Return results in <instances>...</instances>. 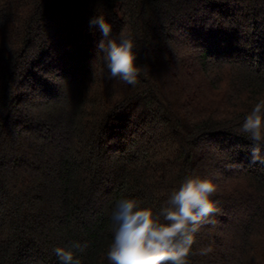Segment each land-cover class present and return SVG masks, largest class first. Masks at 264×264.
I'll return each mask as SVG.
<instances>
[{
    "label": "trees",
    "instance_id": "1",
    "mask_svg": "<svg viewBox=\"0 0 264 264\" xmlns=\"http://www.w3.org/2000/svg\"><path fill=\"white\" fill-rule=\"evenodd\" d=\"M134 40L110 78L89 21ZM264 100V0H0V264H110L112 212H159L191 177L219 211L188 264H264V164L242 124ZM264 156V151L261 153Z\"/></svg>",
    "mask_w": 264,
    "mask_h": 264
},
{
    "label": "clouds",
    "instance_id": "2",
    "mask_svg": "<svg viewBox=\"0 0 264 264\" xmlns=\"http://www.w3.org/2000/svg\"><path fill=\"white\" fill-rule=\"evenodd\" d=\"M96 26L103 39L98 44L104 54L110 78L135 86L140 69L136 65L134 40L121 31L111 35L112 25L99 15L89 21ZM241 131L251 141V163L264 164V100L255 104L242 124ZM216 192L210 180L191 177L173 190L159 212L141 207L135 199H120L111 219L115 226L114 239L109 245L107 259L110 264H188L196 233L209 217L219 211L217 201L211 199ZM87 243L74 242L69 248L54 249L62 264H81L76 253H83Z\"/></svg>",
    "mask_w": 264,
    "mask_h": 264
}]
</instances>
